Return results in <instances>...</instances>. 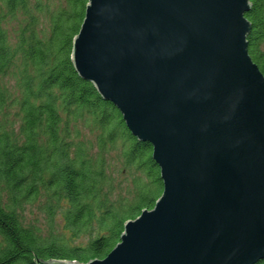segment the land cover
Masks as SVG:
<instances>
[{"label": "water", "instance_id": "1", "mask_svg": "<svg viewBox=\"0 0 264 264\" xmlns=\"http://www.w3.org/2000/svg\"><path fill=\"white\" fill-rule=\"evenodd\" d=\"M250 7L88 0L74 70L150 145L163 191L104 259L86 264L264 259V76L248 54Z\"/></svg>", "mask_w": 264, "mask_h": 264}, {"label": "trees", "instance_id": "2", "mask_svg": "<svg viewBox=\"0 0 264 264\" xmlns=\"http://www.w3.org/2000/svg\"><path fill=\"white\" fill-rule=\"evenodd\" d=\"M249 3L264 76V0ZM87 4L0 0V264L102 260L162 194L150 145L74 70Z\"/></svg>", "mask_w": 264, "mask_h": 264}]
</instances>
